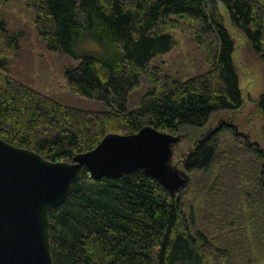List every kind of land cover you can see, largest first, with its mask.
<instances>
[{"label": "trees", "instance_id": "obj_1", "mask_svg": "<svg viewBox=\"0 0 264 264\" xmlns=\"http://www.w3.org/2000/svg\"><path fill=\"white\" fill-rule=\"evenodd\" d=\"M24 1L47 49L78 62L64 73L71 92L107 108L64 105L14 78L8 65L20 42L0 23V138L50 162H71L111 134L151 126L181 135L217 112L239 111L244 99L227 20L264 62V0ZM181 22L211 68L184 80L152 66L175 48L171 32ZM258 108L264 137V93ZM229 131L209 132L186 157L190 184L180 194L143 170L100 181L86 172L50 212L55 264H259L264 153L226 143Z\"/></svg>", "mask_w": 264, "mask_h": 264}, {"label": "water", "instance_id": "obj_2", "mask_svg": "<svg viewBox=\"0 0 264 264\" xmlns=\"http://www.w3.org/2000/svg\"><path fill=\"white\" fill-rule=\"evenodd\" d=\"M226 126L264 153L236 125ZM181 141V135L147 126L133 135H108L71 162H50L0 138V264H55L50 212L66 202L86 172L100 181L143 170L174 194L182 193L190 177L173 165L174 148Z\"/></svg>", "mask_w": 264, "mask_h": 264}, {"label": "rangeland", "instance_id": "obj_3", "mask_svg": "<svg viewBox=\"0 0 264 264\" xmlns=\"http://www.w3.org/2000/svg\"><path fill=\"white\" fill-rule=\"evenodd\" d=\"M0 23L6 24L8 32L20 42V51L10 58L8 65L14 78L64 105L86 110L107 109L103 102L71 92L64 73L78 62L69 56L47 49L45 42L37 34L34 11L24 0H0ZM225 23L235 41L234 61L239 74L244 106L236 112L221 111L213 114L204 128L187 127L183 130L182 141L174 148L173 158V165L182 171L185 170L186 157L195 149L197 143L220 125L223 127L235 124L240 132L249 136L251 142H258L264 149L263 120L258 108L260 96L264 93V62L256 54L246 36L228 20ZM171 35L175 39V48L166 55L158 56L152 62L153 67L179 80L198 76L211 69L205 52L194 41L192 30L181 22L180 28L172 31ZM150 87L147 83L142 89L134 91L130 96V104L138 102L141 95ZM232 138L234 139L231 140ZM223 141L233 143V146L238 142L241 145H238L240 150L247 146L243 139L234 136V131L225 132ZM248 171L250 174L251 171L249 169ZM227 175L223 173L222 179L225 180ZM192 177L194 181L197 180V175ZM231 181V177L226 178V183ZM211 203H214V200L211 199ZM258 259L259 264H264V259Z\"/></svg>", "mask_w": 264, "mask_h": 264}, {"label": "flooded vegetation", "instance_id": "obj_4", "mask_svg": "<svg viewBox=\"0 0 264 264\" xmlns=\"http://www.w3.org/2000/svg\"><path fill=\"white\" fill-rule=\"evenodd\" d=\"M224 126H225V125H224ZM224 126H223V127H224ZM224 128H226V127H224Z\"/></svg>", "mask_w": 264, "mask_h": 264}]
</instances>
